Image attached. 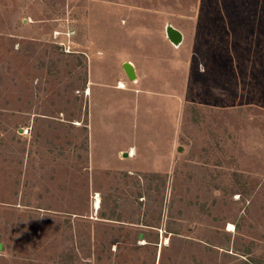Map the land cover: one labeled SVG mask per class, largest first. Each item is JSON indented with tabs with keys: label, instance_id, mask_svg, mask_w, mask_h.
Returning <instances> with one entry per match:
<instances>
[{
	"label": "rangeland",
	"instance_id": "obj_1",
	"mask_svg": "<svg viewBox=\"0 0 264 264\" xmlns=\"http://www.w3.org/2000/svg\"><path fill=\"white\" fill-rule=\"evenodd\" d=\"M0 242V264H264V0H0Z\"/></svg>",
	"mask_w": 264,
	"mask_h": 264
},
{
	"label": "water",
	"instance_id": "obj_2",
	"mask_svg": "<svg viewBox=\"0 0 264 264\" xmlns=\"http://www.w3.org/2000/svg\"><path fill=\"white\" fill-rule=\"evenodd\" d=\"M165 34L168 40L175 46L180 47L184 41V33L177 27H175L171 22H168L165 27ZM123 67L132 80L136 79V71L134 65L130 61H125ZM2 248V243L0 242V249Z\"/></svg>",
	"mask_w": 264,
	"mask_h": 264
},
{
	"label": "bare ground",
	"instance_id": "obj_3",
	"mask_svg": "<svg viewBox=\"0 0 264 264\" xmlns=\"http://www.w3.org/2000/svg\"><path fill=\"white\" fill-rule=\"evenodd\" d=\"M126 85L124 84V82L122 81L121 83H120V85H119V87H125ZM132 154V153H131ZM96 208H99L100 207V199H99V196H98V198H97V200H96V203H95V205H94ZM232 227V225H230V228ZM169 239V238H168Z\"/></svg>",
	"mask_w": 264,
	"mask_h": 264
},
{
	"label": "trees",
	"instance_id": "obj_4",
	"mask_svg": "<svg viewBox=\"0 0 264 264\" xmlns=\"http://www.w3.org/2000/svg\"><path fill=\"white\" fill-rule=\"evenodd\" d=\"M249 264H257L255 259L249 260Z\"/></svg>",
	"mask_w": 264,
	"mask_h": 264
},
{
	"label": "crops",
	"instance_id": "obj_5",
	"mask_svg": "<svg viewBox=\"0 0 264 264\" xmlns=\"http://www.w3.org/2000/svg\"><path fill=\"white\" fill-rule=\"evenodd\" d=\"M134 65V64H133ZM131 149H133L134 150V147H132ZM141 238L143 237V234H141V236H140Z\"/></svg>",
	"mask_w": 264,
	"mask_h": 264
},
{
	"label": "built area",
	"instance_id": "obj_6",
	"mask_svg": "<svg viewBox=\"0 0 264 264\" xmlns=\"http://www.w3.org/2000/svg\"><path fill=\"white\" fill-rule=\"evenodd\" d=\"M29 131V129H27L26 131H25V133H27Z\"/></svg>",
	"mask_w": 264,
	"mask_h": 264
}]
</instances>
